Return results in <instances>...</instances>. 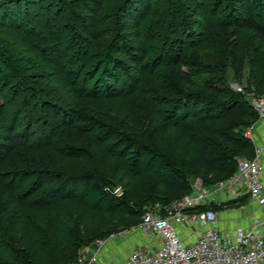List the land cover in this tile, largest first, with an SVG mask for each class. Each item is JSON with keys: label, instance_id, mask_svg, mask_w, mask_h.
Returning <instances> with one entry per match:
<instances>
[{"label": "trees", "instance_id": "1", "mask_svg": "<svg viewBox=\"0 0 264 264\" xmlns=\"http://www.w3.org/2000/svg\"><path fill=\"white\" fill-rule=\"evenodd\" d=\"M109 1L0 0V30L41 61L48 79L72 100L66 107L41 98L48 133L46 144L37 148L43 168H33L39 176L30 188L31 218L14 206L22 203L14 181H8L10 196L0 199V229L5 232L0 264H71L81 248L137 226L155 203L190 193L194 178L216 184L236 171L240 157L256 154L246 131L258 119L249 92L264 93V0H226V25L217 37L205 38L213 41L217 68L228 54L237 76L247 64L249 91L231 87L217 68L205 70L201 59L181 44L166 51V70L161 73L156 64L149 73L151 49L143 21L157 4L120 0L107 26ZM216 1L177 0L173 31L188 23L183 11L197 20ZM54 4L67 8L78 31L94 42L88 70L73 75L62 68L59 57L40 54L13 18L35 17ZM46 51L58 56L62 49L55 43L46 45ZM0 74L5 81L2 70ZM112 105L122 118L114 116ZM2 113L0 106V143L8 145L0 165L16 148ZM205 208L224 207L211 202L194 209Z\"/></svg>", "mask_w": 264, "mask_h": 264}, {"label": "rangeland", "instance_id": "2", "mask_svg": "<svg viewBox=\"0 0 264 264\" xmlns=\"http://www.w3.org/2000/svg\"><path fill=\"white\" fill-rule=\"evenodd\" d=\"M119 2L120 0H110L107 3L104 12L109 16L106 21L107 26L112 25L113 9ZM153 2L157 4L155 13L143 21V34L151 49L149 55L151 64L149 63L150 65L146 68L149 73L153 72L156 64L161 67V73L166 70L164 61L166 51L177 48L181 44L184 49L190 51L192 56L201 59L205 70H221L220 72L227 76L231 87L248 90L247 64L244 66L242 74L237 76L228 54L220 69L217 68L218 60L213 52V41H205L207 34L215 38L226 25L227 20L224 16L228 9L226 0H217L206 15L199 16L197 20L187 9L183 11L188 14V23L183 22L178 33L173 31L170 24L172 23L173 8L179 7L177 0H153ZM18 6L20 5H16L14 10H17ZM58 6L60 5L54 4L48 10H43L37 16L28 19H21L18 14L13 18L22 23L21 28L36 42L40 54L53 58L59 57L65 71L73 75L78 74L82 70H88L86 62L92 59L90 51L94 42L78 31L69 16L70 11ZM257 10L259 12V9ZM19 11L18 9L17 12ZM1 16L0 12V20H4ZM241 33L246 36L248 32L243 29ZM55 43L62 49L61 55L57 56L46 51V45ZM0 70L6 76L5 81L0 80V106L5 124L13 131L16 140V148H12L11 155H8L5 163L0 165V199L9 198L11 185L7 182L13 180V188L19 202L22 203V206L17 203L14 206H18V209L31 218V202L34 197L30 194V188L39 176V174L33 173V168H43L42 157L37 148L46 144L48 133L43 122L44 111L40 105L41 98L47 96L58 105L66 107L72 106V100L66 90L48 79L46 69L41 61L29 53L18 39L7 36L1 30ZM252 92L254 91L249 94ZM248 97L250 96L248 95ZM111 109L114 116L122 118L123 114L120 113L118 107L112 105ZM5 146L8 145L0 143V158L5 155ZM260 159L262 158L260 157ZM206 186L211 189L216 188V184ZM3 187L8 188L9 191H5ZM249 203L250 199L247 197H244L241 203L227 198L220 203L224 207L220 211L226 215L228 211L246 208ZM3 234H5L4 230L0 229V240ZM143 238L144 235L138 230H122L116 235H110L104 239L100 255L108 258L111 251L112 253L116 251L114 264H122L132 250L131 243L128 245L127 242ZM136 246L138 245L136 244ZM96 247L99 246L95 243L92 246L81 248L77 255L89 254Z\"/></svg>", "mask_w": 264, "mask_h": 264}, {"label": "built area", "instance_id": "3", "mask_svg": "<svg viewBox=\"0 0 264 264\" xmlns=\"http://www.w3.org/2000/svg\"><path fill=\"white\" fill-rule=\"evenodd\" d=\"M249 96L258 119L264 120V93L252 92ZM253 128L254 124L246 131L249 137ZM260 153L261 148H256L252 158L240 157L236 171L217 182L214 189L197 177L191 182L190 193L167 204L157 202L147 209L141 222L129 230L140 231L152 246H134L125 264H264V219L255 217L248 226L237 225L222 230L218 226L219 211L194 209L212 201L220 203L222 201L217 202L220 196L243 193H247L256 204L263 205L264 178ZM114 191L121 194V186H116ZM189 226L199 232L192 241H187L180 234ZM103 242L97 240L95 243L99 247L89 254H80L71 264H97Z\"/></svg>", "mask_w": 264, "mask_h": 264}, {"label": "crops", "instance_id": "4", "mask_svg": "<svg viewBox=\"0 0 264 264\" xmlns=\"http://www.w3.org/2000/svg\"><path fill=\"white\" fill-rule=\"evenodd\" d=\"M250 138L254 141L257 148H261L260 157L262 158L261 162L263 166V178H264V120L257 119L255 121L254 128L251 132ZM244 197L250 199L247 193H243L242 195L239 196H233V195L232 196L226 195V197L220 196L217 199V202L224 201V199L226 200L228 198L229 200L232 199L234 201H237L238 203H241V201L244 200ZM219 212H220V216H219L218 226L222 230H228L237 225L248 226L254 221L255 217L264 219V204L258 205L250 199V203L246 205V208H242V209L239 208L236 211H228L226 215L222 214L223 211H219ZM180 234L187 241H192L199 234V232L198 230H196V228L189 226L187 228H184L183 231L181 230ZM127 243L128 245L131 243L130 244L131 248L136 246V244L141 246H152V242L145 237L137 241L131 240L128 241ZM109 255L110 256H108V258L104 257L103 255H100L97 264H114L116 259V257H114L116 255V251L113 253L111 251ZM122 264H125V261H123Z\"/></svg>", "mask_w": 264, "mask_h": 264}]
</instances>
